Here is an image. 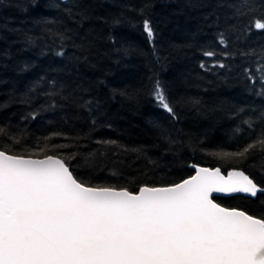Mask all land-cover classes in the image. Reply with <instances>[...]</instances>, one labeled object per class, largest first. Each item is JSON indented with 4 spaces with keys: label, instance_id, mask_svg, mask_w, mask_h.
Masks as SVG:
<instances>
[{
    "label": "trees",
    "instance_id": "obj_1",
    "mask_svg": "<svg viewBox=\"0 0 264 264\" xmlns=\"http://www.w3.org/2000/svg\"><path fill=\"white\" fill-rule=\"evenodd\" d=\"M241 3L0 0V144L66 145L48 154L75 153L66 163L78 180L133 193L178 183L192 165L236 168L264 185L259 149L242 162L211 155L264 133V31H243L250 17L234 15ZM156 81L174 116L154 99ZM214 200L264 218V195Z\"/></svg>",
    "mask_w": 264,
    "mask_h": 264
},
{
    "label": "snow or ice",
    "instance_id": "obj_2",
    "mask_svg": "<svg viewBox=\"0 0 264 264\" xmlns=\"http://www.w3.org/2000/svg\"><path fill=\"white\" fill-rule=\"evenodd\" d=\"M262 9L264 0L259 8L251 0L235 8L234 15L250 17L243 31H264V11L256 15ZM143 28L153 39L149 20ZM258 71L264 84V65ZM153 95L174 116L159 81ZM0 134L7 136L6 129ZM64 147L17 152L0 144V264H264V218L213 199L214 193L264 195V185L243 170L224 175L220 167L192 165L195 175L180 183L144 185L133 193L78 180L66 163L75 153L48 154ZM257 149L264 152V133L241 150L211 155L242 162Z\"/></svg>",
    "mask_w": 264,
    "mask_h": 264
},
{
    "label": "water",
    "instance_id": "obj_3",
    "mask_svg": "<svg viewBox=\"0 0 264 264\" xmlns=\"http://www.w3.org/2000/svg\"><path fill=\"white\" fill-rule=\"evenodd\" d=\"M42 158V157H41ZM201 167H204V166H201ZM193 168V167H192ZM194 169V168H193ZM224 175H227V173H223ZM193 175H195V170H194V173H193ZM189 178V177H188ZM187 179V178H186ZM183 181V180H182ZM182 181H180V182H182ZM180 182H178V183H180ZM136 193H138V191L136 192ZM215 197H228V196H224V195H221V194H213V199L215 198Z\"/></svg>",
    "mask_w": 264,
    "mask_h": 264
}]
</instances>
